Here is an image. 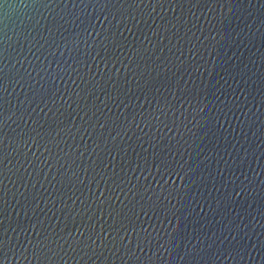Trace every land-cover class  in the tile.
Listing matches in <instances>:
<instances>
[{"label": "water", "instance_id": "obj_1", "mask_svg": "<svg viewBox=\"0 0 264 264\" xmlns=\"http://www.w3.org/2000/svg\"><path fill=\"white\" fill-rule=\"evenodd\" d=\"M0 264H264V0H0Z\"/></svg>", "mask_w": 264, "mask_h": 264}]
</instances>
